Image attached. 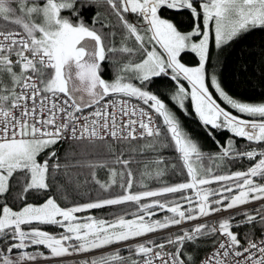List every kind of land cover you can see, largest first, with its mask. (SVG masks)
<instances>
[{
	"label": "snow or ice",
	"instance_id": "1",
	"mask_svg": "<svg viewBox=\"0 0 264 264\" xmlns=\"http://www.w3.org/2000/svg\"><path fill=\"white\" fill-rule=\"evenodd\" d=\"M184 12L186 26L165 15ZM256 31L264 0H0V264H264V99L224 84L231 51ZM82 187L96 195L77 203Z\"/></svg>",
	"mask_w": 264,
	"mask_h": 264
},
{
	"label": "trees",
	"instance_id": "2",
	"mask_svg": "<svg viewBox=\"0 0 264 264\" xmlns=\"http://www.w3.org/2000/svg\"><path fill=\"white\" fill-rule=\"evenodd\" d=\"M101 12H103L105 9L103 6L99 8ZM96 9L95 8H89L85 12V16L88 19V22H91V17L95 13ZM64 15H68V13H63ZM166 16L171 15L174 19L176 20H183L187 22V12H184L182 14H168L165 13ZM113 20L115 19L114 17L112 18ZM264 39V33L256 31L253 32L249 37L248 40L245 42L244 45H237L235 48L231 51V54L228 56V62L226 67L224 68V84L226 88L229 90L230 94L234 95V97H239L244 101L248 102H259L262 99H264V81L261 80L260 78V57L258 55L260 49L258 47L259 42ZM253 45H257L256 47H253ZM244 49L243 51L241 49ZM244 61H247L249 65V71L247 75H241L240 72L238 71V65L239 63H242ZM184 62L187 64H194L195 63V57L192 55H186L184 56ZM255 68V72L253 73L252 68ZM100 74L103 78H106L108 80H111L114 78V73L111 69V65L107 63H103L102 67L100 69ZM162 83H168L171 85V81H164V80H157L156 84H162ZM215 95V93H214ZM219 102V101H218ZM223 105V104H222ZM226 106V105H223ZM171 107V105H170ZM176 115L179 117V119L183 122V125L187 130H189L193 136L199 137L200 142L203 144V151L209 152V153H217L219 152V149L217 148L216 144L212 142V140L205 134L204 130L201 128L200 123L198 122L197 118L195 115H192L191 117H184L182 113L179 111L176 112ZM230 134L228 132H223L217 135V139L221 141V143L224 142L225 138H227ZM244 141L238 140L237 144H243ZM59 147V146H57ZM64 147H60V152H64ZM167 155L170 159L173 157V153L171 152H166L164 153ZM249 166L248 161H243L240 163L235 164L232 167V171L235 170H243L244 168ZM97 178L100 179L101 181L107 179V174L106 170H97ZM184 179V177L180 176H175V175H170L167 177V180L169 183H177L181 182ZM83 180V177H82ZM89 184L91 185V179L89 178ZM158 186L154 181L149 185V187H156ZM13 192L19 191L18 188H13ZM96 193L90 191L89 188L82 187L79 189L77 193V203H83L86 202L89 199V196H92L93 198L95 197ZM28 203H42L43 200H35L31 194H29ZM18 205L22 206L20 201L16 202ZM71 203V200L69 201ZM63 206V204H62ZM255 205H247L248 208L254 207ZM116 211L115 207H109L105 208L102 210H93L92 213L95 216H108L112 212ZM89 213H81L78 215H88ZM221 217L227 216L228 213H221L219 214ZM210 220H216L217 217L215 216L213 219L208 218ZM203 221H196V223H200ZM185 227H188L189 225L186 224L184 225ZM45 230H48L50 232H57L59 231L58 229L52 228L50 226H45ZM245 229H240L241 232L245 231ZM177 229L174 228L172 232H176ZM167 233L170 232H158L155 234L156 237H160L163 235H167ZM148 238H153L152 236L146 237ZM202 244H211V241H203L201 242ZM116 247H122L121 245H117ZM211 247H202L199 250V255L202 256L205 252H207ZM113 249H107V251H112ZM126 255V253H123ZM74 259H80V258H68L66 260H74ZM42 264H45V262H42ZM46 264H56V261H48Z\"/></svg>",
	"mask_w": 264,
	"mask_h": 264
},
{
	"label": "built area",
	"instance_id": "3",
	"mask_svg": "<svg viewBox=\"0 0 264 264\" xmlns=\"http://www.w3.org/2000/svg\"><path fill=\"white\" fill-rule=\"evenodd\" d=\"M106 99H112V97L110 96V97H108V98H106ZM132 102H133V103H136L135 100H133ZM93 110H94V109H86L84 114H87L88 112L93 111ZM110 111H111V110H110ZM157 122H158V121H157ZM210 251H211V248H210L206 253H204L202 256H206Z\"/></svg>",
	"mask_w": 264,
	"mask_h": 264
},
{
	"label": "rangeland",
	"instance_id": "4",
	"mask_svg": "<svg viewBox=\"0 0 264 264\" xmlns=\"http://www.w3.org/2000/svg\"><path fill=\"white\" fill-rule=\"evenodd\" d=\"M157 50H159V48H158V46H157ZM189 66H192V65H194V64H188ZM103 79H105V80H107V81H109V82H111L113 79H111V80H108V79H106V78H103ZM223 106V105H222Z\"/></svg>",
	"mask_w": 264,
	"mask_h": 264
}]
</instances>
